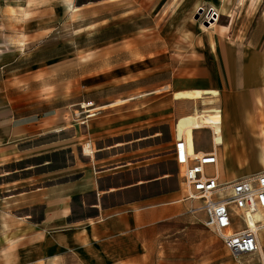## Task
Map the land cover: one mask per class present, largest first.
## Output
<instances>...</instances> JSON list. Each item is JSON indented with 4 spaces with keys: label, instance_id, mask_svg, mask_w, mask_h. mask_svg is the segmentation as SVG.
I'll return each instance as SVG.
<instances>
[{
    "label": "crops",
    "instance_id": "1",
    "mask_svg": "<svg viewBox=\"0 0 264 264\" xmlns=\"http://www.w3.org/2000/svg\"><path fill=\"white\" fill-rule=\"evenodd\" d=\"M255 3L238 2L239 13ZM59 4L67 16L75 12L73 3L67 9ZM260 7L264 16V3ZM261 29L216 49L217 73L203 63L187 78L164 67L157 44L132 45V32L124 38L129 47L122 49L118 83L108 62L116 54L112 48L101 49L98 58L90 48H76L71 59L55 45L31 55L32 66L23 70L17 60L1 65L0 264H226L225 256L203 254L212 235L204 216L197 222L188 213L194 204L179 199L169 162L177 137L198 153L211 152L212 141L220 145L222 183L235 180L223 178L222 159L233 157L228 165L237 166L252 158L255 144L264 168L256 112L263 104L237 90L262 89L264 44L253 46L264 41ZM228 33L218 30L220 38ZM136 56L139 62L131 65ZM88 102L98 113L81 123L73 112ZM258 234L264 264V227Z\"/></svg>",
    "mask_w": 264,
    "mask_h": 264
},
{
    "label": "rangeland",
    "instance_id": "2",
    "mask_svg": "<svg viewBox=\"0 0 264 264\" xmlns=\"http://www.w3.org/2000/svg\"><path fill=\"white\" fill-rule=\"evenodd\" d=\"M60 1L65 9H67V2L73 3L76 7L75 12L71 11L67 16L59 4V0H0V66H6L17 60L19 69L23 70L32 66L31 55L41 50L53 49L55 45H63L64 52H68L66 58L71 59H74L76 48H90L89 50L94 52L93 58L99 57L101 49L112 48L116 54L108 62L115 65L114 83H118L123 80L118 71L122 68V60L126 58L122 49L129 47L128 40L124 38L128 37L127 33L132 32L136 33L132 37H137L130 41L132 45L139 46L147 43L148 48L153 49L157 44L158 48H162L163 62H166L164 67L171 66L175 75L187 78L194 74L195 70L203 63L211 65L212 71L217 73L219 68L214 62L216 58L214 51L219 47L234 45L236 40L239 43L240 37L245 38L247 33L254 30L261 31L264 26L261 27V24L264 23V16L260 14L262 10L260 6L264 0H256L253 7L247 6L241 14L239 11L242 6L238 4L240 0ZM236 7L238 9H235ZM214 9L216 13H221L223 10L225 15H221L217 22L213 20L209 24L206 17L210 11L214 12ZM56 19H60L61 22H53ZM221 27H227L229 32L225 38L224 36L220 38L218 35V30ZM43 29L46 31L39 36L41 38L31 36L33 32ZM4 33L7 35L4 36ZM94 33L102 35L92 36L91 34ZM107 38L113 39L102 41ZM256 43L264 44V41L261 39L253 41V46H256ZM23 45H25V50ZM152 58L153 55L147 57L148 60ZM139 60V56H136L135 61L130 64L134 65V62H139ZM9 68L6 67L4 70L8 71ZM138 75V71L135 72V76ZM251 83L256 84L254 81ZM261 84L262 89L252 86L237 90L250 92L251 95L245 93L247 97L244 98H250L256 102L258 97L263 104L258 105L260 108L256 112L258 130L264 133V115L261 114L264 109V81ZM139 93L136 91L132 95ZM198 95L196 94V96ZM237 96L241 99L244 94ZM216 104L215 106H217ZM198 106H201L200 109L210 108L208 104L204 106L198 104ZM69 115L70 111L67 110L65 118H70ZM204 130L210 132L208 129ZM254 148L249 152L252 158L247 157L243 162L235 163V165L243 163V166L238 164L229 166L228 160L233 157H228L227 160L222 159L223 178L238 180L264 172V168L258 160L259 145L255 144ZM169 163V169L176 178L177 168L173 162ZM181 196L182 192L180 191L179 199ZM192 203L196 209L201 205L199 201ZM192 216L196 218L197 222L203 220V214L199 210ZM210 234L212 238L207 246L209 250L205 248L204 253L202 252L205 256L209 255L210 259L214 255H221L223 258L225 256L226 264H263L259 252L253 256L233 258L216 240L215 235L212 232ZM262 249L264 252V247ZM206 261L208 259H204V262Z\"/></svg>",
    "mask_w": 264,
    "mask_h": 264
},
{
    "label": "built area",
    "instance_id": "3",
    "mask_svg": "<svg viewBox=\"0 0 264 264\" xmlns=\"http://www.w3.org/2000/svg\"><path fill=\"white\" fill-rule=\"evenodd\" d=\"M97 113L93 103L88 102L80 105L73 117L84 123ZM212 146L209 153L189 151L185 140L176 137L171 153L177 168L181 199L201 203L197 209L190 208L188 213L195 215L196 211H201L203 226L219 238L233 258L253 256L260 248L257 227L261 222L255 221L256 228L250 227L247 217L259 208L264 209V172L222 183L217 175L216 148L220 145L212 141ZM85 147L89 150L87 155L95 152L90 150L89 143Z\"/></svg>",
    "mask_w": 264,
    "mask_h": 264
},
{
    "label": "bare ground",
    "instance_id": "4",
    "mask_svg": "<svg viewBox=\"0 0 264 264\" xmlns=\"http://www.w3.org/2000/svg\"><path fill=\"white\" fill-rule=\"evenodd\" d=\"M244 0H240V2H243ZM241 5V4H240ZM213 13H215V14H213ZM218 18H219V15L214 11H210L209 12V14H208V16L206 17V20L209 22V24H211V22L214 20V22H217V20H218ZM102 110V109H101ZM185 140V139H184ZM185 142H186V140H185ZM187 143V142H186ZM187 146H188V143H187ZM188 149H189V146H188ZM189 151H190V149H189ZM216 151H217V148H216ZM218 154V153H217ZM219 172H220V168H219V161H218V164H217V175L219 176ZM220 178V177H219ZM263 214L264 215V209H261V208H259L252 216H248L247 217V220L250 218V217H252V219L254 220L253 221V223H252V225L250 226V227H254V228H256V225H255V221L257 222V221H260L261 223H260V227H257V234L259 233V231H260V229L261 228H263L264 227V217L262 218V215L261 214ZM258 239H259V234H258ZM263 239V238H262ZM259 244H260V241H259ZM262 246V245H261ZM260 249H261V247L259 248V252H260ZM263 254H264V252H263V249H262V251H261ZM260 254V253H259ZM261 257H262V255H261ZM261 259V258H260ZM263 260V259H262Z\"/></svg>",
    "mask_w": 264,
    "mask_h": 264
},
{
    "label": "water",
    "instance_id": "5",
    "mask_svg": "<svg viewBox=\"0 0 264 264\" xmlns=\"http://www.w3.org/2000/svg\"><path fill=\"white\" fill-rule=\"evenodd\" d=\"M201 10V9H200Z\"/></svg>",
    "mask_w": 264,
    "mask_h": 264
}]
</instances>
